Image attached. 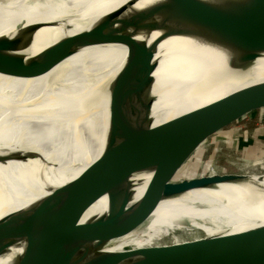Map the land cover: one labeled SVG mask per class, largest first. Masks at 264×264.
I'll use <instances>...</instances> for the list:
<instances>
[{
  "label": "water",
  "instance_id": "1",
  "mask_svg": "<svg viewBox=\"0 0 264 264\" xmlns=\"http://www.w3.org/2000/svg\"><path fill=\"white\" fill-rule=\"evenodd\" d=\"M45 25L57 23H31L0 36V73L37 76L95 45L123 44L129 52L105 85L109 124L103 150L70 181L54 185L41 177L47 194L0 218V264H118L121 256L146 264H264V224L211 235L184 218L149 246L111 250L127 236L146 237L164 200L222 184L264 192V176L235 172L264 152V81L157 126L151 119L159 42L170 35L198 37L225 56L224 74L241 76L264 57V0H129L73 35L72 27L61 26L52 43L30 54L35 33ZM155 31L161 35L154 42L140 39ZM29 157L42 161L18 151L0 155V162ZM102 198L105 208L85 216Z\"/></svg>",
  "mask_w": 264,
  "mask_h": 264
},
{
  "label": "bare ground",
  "instance_id": "2",
  "mask_svg": "<svg viewBox=\"0 0 264 264\" xmlns=\"http://www.w3.org/2000/svg\"><path fill=\"white\" fill-rule=\"evenodd\" d=\"M127 1L0 0V36L31 23H57L56 26L45 25L35 33L27 52L36 54L53 42L61 26L72 27L73 31L68 34L73 35ZM150 15L160 17L157 12ZM160 35L155 31L140 39L152 43ZM206 45L200 38L190 35H170L159 42L155 53L159 66L155 71L153 125L264 81V57L241 76L232 72L224 74L221 67L225 56L217 48ZM128 52L123 44L95 45L80 48L37 76L0 73V155L27 151L42 158V161L39 157H29L24 161L0 162V194L13 175L23 172V167H40L34 176L48 171L46 182L60 185L77 177L97 159L105 146L109 124V97L104 91L105 85L121 69ZM197 90L203 92L197 94ZM262 159L250 160L244 166L254 170ZM248 175L264 176L253 171ZM37 186L28 201L7 210L0 218L47 194L43 185ZM137 189L138 198L146 190V184ZM105 206L106 199L102 198L85 216L100 212ZM196 217L207 222L196 220L199 219ZM184 218L191 219L193 226L211 235L264 224V192L222 184L216 190H193L164 200L151 216L149 228L152 231L146 237L127 236L114 242L111 250L125 245L149 246L177 228ZM115 262L147 263L131 256L116 257Z\"/></svg>",
  "mask_w": 264,
  "mask_h": 264
},
{
  "label": "rangeland",
  "instance_id": "3",
  "mask_svg": "<svg viewBox=\"0 0 264 264\" xmlns=\"http://www.w3.org/2000/svg\"><path fill=\"white\" fill-rule=\"evenodd\" d=\"M259 158H263V161L256 165L254 170L251 169L250 166L248 167L242 164L235 169V172L242 174H250L251 171H253V173L255 174H264V152L251 160ZM38 169H40V167H23L21 169V171H23L22 173H20L19 175L15 174L12 176V179L10 180L8 186L0 194V216L4 214L7 210L20 207L25 203V201H28L27 199L29 197H32L34 192L38 189L37 184L41 185L40 178L48 176L49 174V172L46 171L41 175L34 176L35 172ZM183 172L187 175H190V170H184Z\"/></svg>",
  "mask_w": 264,
  "mask_h": 264
}]
</instances>
